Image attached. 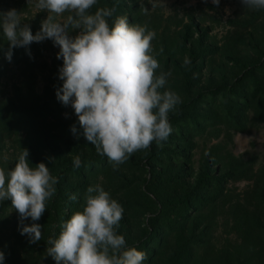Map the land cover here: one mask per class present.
Here are the masks:
<instances>
[{"label": "rangeland", "instance_id": "rangeland-1", "mask_svg": "<svg viewBox=\"0 0 264 264\" xmlns=\"http://www.w3.org/2000/svg\"><path fill=\"white\" fill-rule=\"evenodd\" d=\"M99 7L113 10L110 23L124 15L155 31L156 74L171 73L165 88L182 100L169 113L172 132L114 170L71 132L74 124L82 130L71 105L56 97L59 48L33 42L14 49L11 62L0 52V167H12L27 149L33 166L46 163L59 180L37 221V243L18 231L11 201L0 204L5 264H56L47 240L97 183L123 206L118 233L146 253L144 264H264V10L240 0H98L91 11ZM9 9L21 12L33 34L48 15L28 0H0V11ZM0 43L6 50L3 37ZM77 155L80 168L73 166Z\"/></svg>", "mask_w": 264, "mask_h": 264}, {"label": "clouds", "instance_id": "clouds-1", "mask_svg": "<svg viewBox=\"0 0 264 264\" xmlns=\"http://www.w3.org/2000/svg\"><path fill=\"white\" fill-rule=\"evenodd\" d=\"M211 2L220 5V0ZM240 2L246 9L264 10V0ZM28 3L47 11L46 19L33 34L21 12L0 11V37L8 45L5 50L0 43V52L11 62L14 49L27 50L33 42L51 40L59 48L56 57L63 61L58 69L62 86L56 89V97L74 109L82 130L71 126L77 138L83 135L98 155L108 158L114 170L134 152L168 139L172 132L169 113L182 100L165 88L171 73L156 74L159 63L151 44L155 31L130 23L124 15L110 23L112 9L91 11L98 0ZM183 63L188 65L190 60L185 57ZM28 156L29 151L22 149L12 167H0V204L11 201L19 214L18 231L30 243H37L43 227L37 221L46 210V202L56 194L59 180L46 163L33 166ZM81 163L80 156H75L73 166L80 168ZM69 199L76 201L77 195L73 193ZM123 214V206L101 184L88 186L81 209L61 223L58 236L47 240V256L56 264H144L146 253L129 246L118 233ZM0 264H5L3 251Z\"/></svg>", "mask_w": 264, "mask_h": 264}, {"label": "trees", "instance_id": "trees-1", "mask_svg": "<svg viewBox=\"0 0 264 264\" xmlns=\"http://www.w3.org/2000/svg\"><path fill=\"white\" fill-rule=\"evenodd\" d=\"M188 81H189V79L187 80L186 87L189 86ZM256 83H257V86H258L260 89H263V86H262V84H261L260 82L256 81ZM55 173H56V175H58V174L60 173V170L55 171ZM183 200H184V198L181 199L180 201H176V200H174V201H170V200H169V201L167 202V207H178V206L182 203ZM49 213H50V215H49V217H50V216H52L53 211H52V212L50 211ZM177 216H178V215H176V216L174 217V219L171 221V223H172V222H175V220L178 218ZM57 224H58V221H54V225L51 227V231H50V232H54V228L57 227Z\"/></svg>", "mask_w": 264, "mask_h": 264}]
</instances>
